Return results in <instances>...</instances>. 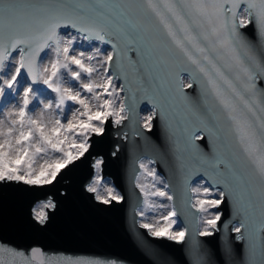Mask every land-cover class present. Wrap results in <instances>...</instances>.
Returning <instances> with one entry per match:
<instances>
[{
  "label": "snow or ice",
  "instance_id": "obj_1",
  "mask_svg": "<svg viewBox=\"0 0 264 264\" xmlns=\"http://www.w3.org/2000/svg\"><path fill=\"white\" fill-rule=\"evenodd\" d=\"M78 40L89 46L77 50L84 47ZM131 51L146 63L131 61ZM113 66L115 76L109 74ZM121 74L125 83L117 86ZM193 80L200 85L199 97L187 92ZM125 90L131 96L121 99ZM137 92L152 104L144 128L151 131L159 116L175 137L176 150L208 165L215 183L232 194L243 217L233 231L247 226L250 234L249 260L239 264H264V0H0V98L17 100L8 111L0 106V184H53L63 169L91 155V137H103L109 118L116 125L127 119L126 100L135 102ZM206 130L219 141L212 154L203 151L206 138L198 134ZM38 158L44 159L37 168ZM102 163L96 159L94 167ZM140 167L155 179L154 171ZM100 183L97 175L86 187L96 200L122 199L110 187L101 195ZM138 187L149 206L145 186ZM203 193L209 195V188ZM151 195L172 199L165 191ZM224 198L221 191L216 199L196 201L198 210L209 214L199 235H213L221 214L209 210ZM55 207L51 199L39 203L35 220L44 225L46 209ZM175 216L171 211L163 217V228L141 227L183 241L186 229L171 230ZM0 251L13 258L0 256V264H15L17 256L27 264L37 257L39 264L46 262L39 248L30 256ZM194 255L196 264H203L198 248Z\"/></svg>",
  "mask_w": 264,
  "mask_h": 264
},
{
  "label": "water",
  "instance_id": "obj_2",
  "mask_svg": "<svg viewBox=\"0 0 264 264\" xmlns=\"http://www.w3.org/2000/svg\"><path fill=\"white\" fill-rule=\"evenodd\" d=\"M128 56L131 61L139 62L138 66L146 63V58L136 51L129 52ZM127 65L126 60V68ZM109 71L114 76L117 74L115 66ZM141 74L148 78L143 68ZM182 75L187 83L189 74L185 72ZM117 81L120 85L125 83L122 74ZM200 91L198 81L193 80V89H188V94L199 97ZM130 96L127 90L122 92V99ZM141 96L137 92L135 102L127 99V119L116 125L109 118L103 137H91V155L83 162L78 161L76 166L63 169L53 184H0V248L22 252L26 256L39 248L45 254V264L75 261L85 264H196V248L203 264H239L249 260L250 234L247 226L241 229V233L233 231L240 226L243 217L237 214L232 194L223 184L215 183L208 165L176 150L175 137L159 116L152 121L151 131L144 128L141 111L147 107L152 112V104ZM198 134L206 138L207 148L203 151L215 153L219 141L214 134L207 130ZM196 144L200 145L201 141H196ZM143 158L150 159L165 179L176 217L187 230L183 241L169 240L166 235L156 237L141 227L144 223L140 219L139 208L144 195L138 187L137 177ZM229 158L225 156V159ZM96 159L103 161L99 169L101 178L112 182L121 200L103 204L95 199L94 193L87 192L86 187L96 173ZM201 178L212 188L225 192L224 201L215 208L221 214V220L211 236L199 235L200 211L194 206L192 184ZM48 199L56 207L46 209L49 219L40 225L35 220L34 206ZM240 235L244 236L243 240L237 238ZM260 235L264 236V233ZM259 243L257 240L258 246ZM0 256L6 261L13 259L7 251H0ZM15 264H27V261L17 256ZM32 264H39V257Z\"/></svg>",
  "mask_w": 264,
  "mask_h": 264
},
{
  "label": "rangeland",
  "instance_id": "obj_3",
  "mask_svg": "<svg viewBox=\"0 0 264 264\" xmlns=\"http://www.w3.org/2000/svg\"><path fill=\"white\" fill-rule=\"evenodd\" d=\"M73 34H75V31L73 32ZM91 43L99 46L101 49L106 48L108 51H111V48L108 45H102L96 41H93ZM78 44H81L84 47L78 48L77 50H84V48L89 46V42L86 40H78ZM74 47H76V46L74 45ZM42 56H43V54H42ZM109 74L113 75L111 71H109ZM114 82L116 83L117 86L120 85L119 81L115 80ZM40 87H44V86L41 85ZM120 98L122 99V93H120ZM16 103H17L16 99L8 100L5 98H0V106H4L3 111H8ZM37 112H38V109H37ZM150 114H151V110L149 108L146 107V108L142 109L140 118H141V122L143 124L145 123L144 118ZM123 115H125V113ZM49 155H51V153ZM43 159L44 158H38L35 167L38 168L39 164L43 163ZM141 164L146 165L147 169L149 171L155 172V179H153L152 176H149L147 174V172L145 171V169H142V168L140 169V173L137 177L138 184L144 185L145 191H147L149 193V195L147 197L149 206L146 207L145 203L143 202L142 206L139 208V213H141V212L144 213L143 216L140 215V219L143 223H149V224H153L155 227L163 228L166 224V221L163 219V217L167 216L169 212L175 211V210L173 208L171 200H169L167 198V196H165V197L153 196V195H151V193L159 190V191H165L168 194V196H171L170 191L168 190V188L166 186V182H165L164 178L162 177V175H160L156 171L155 166L152 164V161L150 159H148V158L141 159L140 165ZM97 175H99L101 177V175L99 173V169H96V173H95L92 181L95 180ZM107 187L113 188L114 192L120 196L118 190L115 188V186L112 184V182L109 179H102L101 178V183L99 185L101 195L105 194L104 189ZM206 187L209 188V195H207V196L203 193V189ZM195 188L201 189V191L199 193L194 192V194H193V199H194L195 205H196V201L198 199H201V200L216 199L219 197V192H221L220 189H213L204 179H200V180L195 181L193 189H195ZM142 193L144 195V192H142ZM144 201H145V196H144ZM39 203H41V202H38L34 206V214H35V210L38 208ZM196 207L199 208L198 205H196ZM209 212L214 213V212H218V211L215 208H211L209 210ZM208 215H209L208 213L200 212L199 223H200L201 231H203V229H204L202 219ZM172 219L176 220V224L173 225V227L171 229L172 231L184 229L183 225L178 221L176 216L172 217Z\"/></svg>",
  "mask_w": 264,
  "mask_h": 264
},
{
  "label": "bare ground",
  "instance_id": "obj_4",
  "mask_svg": "<svg viewBox=\"0 0 264 264\" xmlns=\"http://www.w3.org/2000/svg\"><path fill=\"white\" fill-rule=\"evenodd\" d=\"M74 32V31H73ZM111 48V47H110ZM153 164V163H152ZM154 165V164H153ZM156 169V168H155ZM157 171V170H156ZM161 175V174H160ZM203 179V178H201ZM165 180V179H164ZM200 180V179H199ZM195 183V182H194ZM194 183L192 184V188H194ZM221 191V190H220Z\"/></svg>",
  "mask_w": 264,
  "mask_h": 264
},
{
  "label": "flooded vegetation",
  "instance_id": "obj_5",
  "mask_svg": "<svg viewBox=\"0 0 264 264\" xmlns=\"http://www.w3.org/2000/svg\"><path fill=\"white\" fill-rule=\"evenodd\" d=\"M208 183V182H207Z\"/></svg>",
  "mask_w": 264,
  "mask_h": 264
}]
</instances>
